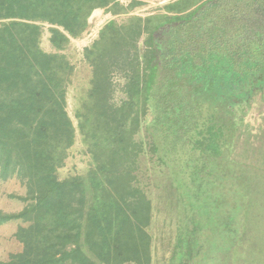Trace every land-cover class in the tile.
<instances>
[{
  "label": "trees",
  "instance_id": "trees-1",
  "mask_svg": "<svg viewBox=\"0 0 264 264\" xmlns=\"http://www.w3.org/2000/svg\"><path fill=\"white\" fill-rule=\"evenodd\" d=\"M148 1L0 0V178L26 190L0 264H154L158 179L182 207L167 264H264V1L131 15ZM96 10L127 19L83 51L75 124L63 52ZM78 136L90 168L60 179Z\"/></svg>",
  "mask_w": 264,
  "mask_h": 264
},
{
  "label": "rangeland",
  "instance_id": "rangeland-1",
  "mask_svg": "<svg viewBox=\"0 0 264 264\" xmlns=\"http://www.w3.org/2000/svg\"><path fill=\"white\" fill-rule=\"evenodd\" d=\"M175 1L178 0H151L146 5L135 9L131 15L144 17L154 14L161 11L167 4ZM126 19L127 16L124 15L113 16L104 10H96L89 20L87 32L78 39H72L69 47L63 52L76 68L75 75L68 89V112L75 121V124L77 122L74 116L79 104V98L88 88L90 78V68L83 58V51L93 44L106 23L111 20L122 23ZM48 29L49 27L47 25L43 26L41 47L46 52H54L49 42ZM258 117H260V114L254 107L251 113L245 117V121L254 126L256 125ZM90 164L91 159L86 154L85 147L81 143L80 136H78L76 143L68 152L65 166L58 171V176L60 179H65L73 175H85L90 168ZM157 183L159 188L153 193L156 209L154 213V225L151 229L155 242L154 264H167L174 248L177 224L179 223L177 219L182 207L178 208L177 205L174 206L172 194L170 195L172 199L167 198L165 191L162 189V186L165 184L164 181L158 179ZM25 195L26 190L18 181L14 179L3 181L0 178V211L9 214L21 211L24 204L18 200V197H24ZM168 200L171 201L169 204H167ZM20 225L21 222L19 221L0 225V260L6 261L11 254H16L21 251L22 246L14 237Z\"/></svg>",
  "mask_w": 264,
  "mask_h": 264
}]
</instances>
